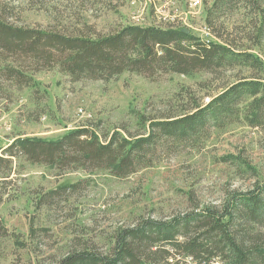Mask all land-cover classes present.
I'll return each mask as SVG.
<instances>
[{"label":"trees","instance_id":"trees-1","mask_svg":"<svg viewBox=\"0 0 264 264\" xmlns=\"http://www.w3.org/2000/svg\"><path fill=\"white\" fill-rule=\"evenodd\" d=\"M238 4L259 13L261 24L254 22L248 35L232 37L222 18ZM2 12L0 75L25 86L33 81L23 73L24 66L33 71L56 67L71 81H109L124 73L148 80L205 73L221 83L215 93L206 95L207 101L188 94L189 106L180 113L143 117V132L129 138L114 131L102 141L85 128L50 140L16 138L0 147L1 180L17 170L21 159L51 172L87 169L125 178L162 157L200 149L214 130L244 124L264 131V0H205L203 21L212 39L189 29L186 33L180 25L152 24H128L94 37L69 34L15 25L5 8ZM221 160L238 174L256 179L255 168L242 155ZM79 186L80 182L60 186L39 196L38 203L67 199L66 194ZM3 228L0 222L1 235ZM48 232L29 231V241L16 237L14 243L26 248L42 234L49 238ZM39 264H264V181L233 189L217 205L194 201L167 218L141 216L135 224L114 229L104 247L73 237L60 256Z\"/></svg>","mask_w":264,"mask_h":264},{"label":"rangeland","instance_id":"rangeland-1","mask_svg":"<svg viewBox=\"0 0 264 264\" xmlns=\"http://www.w3.org/2000/svg\"><path fill=\"white\" fill-rule=\"evenodd\" d=\"M204 1L0 0V12L5 8L7 19L15 25L69 34L94 37L128 24H152L180 25L203 39H212L203 21ZM222 19L232 37L248 35L254 22L261 24L259 13L242 4ZM24 67L32 86L0 75L1 148L16 138L50 140L82 128L102 141L114 131L129 138L143 132V117L180 113L189 106L188 94L207 101L206 95L215 93L221 83L205 73L163 75L156 80L124 73L109 81H71L56 67L34 71ZM230 154L245 157L255 168L256 179L221 162ZM19 162L7 178L0 177V222L4 227L0 264L48 261L60 256L73 237L88 238L104 247L114 229L135 224L141 216L167 218L188 209L194 201L219 204L233 189L245 190L255 180L264 181V131L244 124L214 130L200 149L162 157L125 178L87 169L51 172L23 159ZM76 182L80 186L66 194L67 199L50 205L38 203L44 193ZM42 229L49 231V238L42 234L26 248L14 243L16 237L29 241V231Z\"/></svg>","mask_w":264,"mask_h":264},{"label":"water","instance_id":"water-1","mask_svg":"<svg viewBox=\"0 0 264 264\" xmlns=\"http://www.w3.org/2000/svg\"><path fill=\"white\" fill-rule=\"evenodd\" d=\"M183 31L187 33L189 30L187 28H185V29H183Z\"/></svg>","mask_w":264,"mask_h":264}]
</instances>
